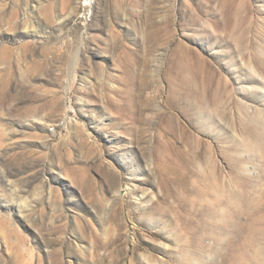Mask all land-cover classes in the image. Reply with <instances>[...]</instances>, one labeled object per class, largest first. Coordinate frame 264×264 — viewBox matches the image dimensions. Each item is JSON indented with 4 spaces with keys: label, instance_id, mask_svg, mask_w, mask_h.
I'll use <instances>...</instances> for the list:
<instances>
[{
    "label": "rangeland",
    "instance_id": "374dc122",
    "mask_svg": "<svg viewBox=\"0 0 264 264\" xmlns=\"http://www.w3.org/2000/svg\"><path fill=\"white\" fill-rule=\"evenodd\" d=\"M0 264H264V0H0Z\"/></svg>",
    "mask_w": 264,
    "mask_h": 264
}]
</instances>
